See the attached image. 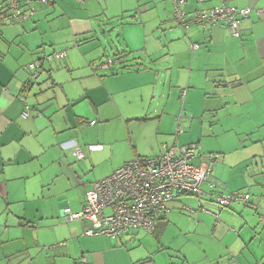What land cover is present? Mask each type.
<instances>
[{
    "label": "crops",
    "instance_id": "1",
    "mask_svg": "<svg viewBox=\"0 0 264 264\" xmlns=\"http://www.w3.org/2000/svg\"><path fill=\"white\" fill-rule=\"evenodd\" d=\"M20 2L36 9L24 22L0 10V264H264V0H188L189 13L222 4L261 9L242 20L239 38L222 24L187 33L172 0ZM130 11L142 45L127 37L126 47L153 68L126 51L109 74L95 48L80 44ZM64 50L67 58L46 60ZM37 61L33 79L25 67ZM73 144L90 172L99 158H118L101 179L165 145L179 155L195 144L191 162L210 168L219 188L205 184L202 198L176 194L154 233L86 236L88 221L62 214L80 211L100 178L73 183ZM232 191L249 193L251 205L216 203L215 194Z\"/></svg>",
    "mask_w": 264,
    "mask_h": 264
},
{
    "label": "built area",
    "instance_id": "2",
    "mask_svg": "<svg viewBox=\"0 0 264 264\" xmlns=\"http://www.w3.org/2000/svg\"><path fill=\"white\" fill-rule=\"evenodd\" d=\"M57 0H42L44 4L53 5ZM83 4L85 0H77ZM173 19L188 33L193 26H201L204 30L222 24L234 37H241L240 23L255 12L262 16L261 9L250 7H235L227 4L215 6L206 10L187 11L188 0H172ZM0 10L5 11L10 22L21 23L36 13L34 3H30L25 11L20 0H4ZM192 49H198V44H192ZM67 51L56 52L46 57V60L65 59ZM112 58L107 57L100 66L110 70L114 66ZM42 63L32 62L25 69L36 79ZM28 116V110L24 113ZM179 117L176 134L183 132ZM92 121L90 124H95ZM195 144L180 148V154L173 153V148L165 145V151L155 157L139 156L119 168L111 175L95 181L86 193V203L80 211L70 207L63 210L66 221L85 220L90 225L84 230L86 236L105 235L112 239L129 235L139 230L154 233L158 222L168 210L169 203L176 194H191L202 198L207 184L212 190H218L219 184L212 177L211 170L205 165L191 162L194 157ZM72 153L78 160L85 158L84 150L77 144L72 145ZM217 155H210L209 161H214ZM216 203L224 208L231 207L236 202L245 206L251 205V195L243 191L220 192L214 195ZM259 211L260 207L252 205ZM264 221V211L259 213ZM220 220L217 219L218 225ZM235 231L234 229H232ZM65 242L61 243L64 245ZM56 247L51 246L49 248ZM86 261L87 258L85 257Z\"/></svg>",
    "mask_w": 264,
    "mask_h": 264
},
{
    "label": "rangeland",
    "instance_id": "3",
    "mask_svg": "<svg viewBox=\"0 0 264 264\" xmlns=\"http://www.w3.org/2000/svg\"><path fill=\"white\" fill-rule=\"evenodd\" d=\"M134 14V11L127 12L125 14V18L117 25H113V23L108 20L105 22V28L102 27V29H98V38L92 40V41H82L81 46L84 48H95V51L93 53V56H95L96 61H100L101 64L105 62L107 57L112 58V60L115 62L114 67L111 70H108L107 73L113 74L114 70L117 66H119V54H123L127 51L129 61H133V58H138L137 61L140 62L143 61V65L149 68H153L151 63H146V60L148 59L146 56H142L139 54V52L136 53H130L131 48L126 47L125 40L127 37H129L132 41V45L135 47L141 46V42H139V39L137 38V31L133 27V22L131 16ZM119 22V21H118ZM98 44V45H97ZM80 46V47H81ZM74 48V47H72ZM134 49V48H133ZM129 52V53H128ZM134 56V57H133ZM67 58V57H66ZM130 58V59H129ZM57 60V59H54ZM63 60V59H61ZM53 61V60H48ZM127 64V62H125ZM145 69V68H144ZM95 68V72H96ZM103 72H100V75H103ZM118 160V158H115L114 160L110 161L105 158H99L96 169L94 172H90V167H84L83 161L78 159H71V164L75 165V168L77 170L76 178H72L73 183L76 185H89L91 182L97 179H101L102 177H98L99 175L103 174L106 171V168L111 167L114 165ZM105 177V176H104ZM78 190H82V187L79 186ZM262 212V211H261ZM260 213V212H259ZM261 221V220H260Z\"/></svg>",
    "mask_w": 264,
    "mask_h": 264
},
{
    "label": "trees",
    "instance_id": "4",
    "mask_svg": "<svg viewBox=\"0 0 264 264\" xmlns=\"http://www.w3.org/2000/svg\"><path fill=\"white\" fill-rule=\"evenodd\" d=\"M42 68V67H41ZM111 70V69H110Z\"/></svg>",
    "mask_w": 264,
    "mask_h": 264
}]
</instances>
